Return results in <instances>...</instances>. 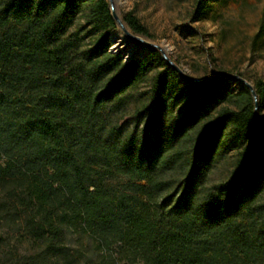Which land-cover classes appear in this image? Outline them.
I'll list each match as a JSON object with an SVG mask.
<instances>
[{"label":"trees","instance_id":"trees-1","mask_svg":"<svg viewBox=\"0 0 264 264\" xmlns=\"http://www.w3.org/2000/svg\"><path fill=\"white\" fill-rule=\"evenodd\" d=\"M121 20L149 35L131 9ZM113 25L107 0H0V241L26 243L0 264H264L248 88L179 79L153 47L123 59ZM252 87L260 114L264 78Z\"/></svg>","mask_w":264,"mask_h":264},{"label":"rangeland","instance_id":"rangeland-1","mask_svg":"<svg viewBox=\"0 0 264 264\" xmlns=\"http://www.w3.org/2000/svg\"><path fill=\"white\" fill-rule=\"evenodd\" d=\"M195 0H110L114 13L131 9L146 26L149 35L132 32L159 45L164 53L189 77H207L215 72L237 74L249 83L264 78V0H210L207 10L198 18H192ZM81 20L77 17L73 25ZM107 35H113L111 51L128 53L152 47L136 40L114 22ZM118 38L116 41L115 39ZM178 74V73H177ZM179 75V74H178ZM240 81L227 79L228 89H234ZM224 85V84H223ZM221 85V86H223ZM138 84V89H144ZM211 102L206 100L205 104ZM211 108L208 110L210 111ZM264 113V106L259 111ZM234 149L230 148L216 158L210 166L206 183L223 178L232 165ZM257 196L264 199V188ZM0 226V231H1ZM84 241H88L83 237ZM26 243L14 245L0 241V252H22Z\"/></svg>","mask_w":264,"mask_h":264},{"label":"water","instance_id":"water-1","mask_svg":"<svg viewBox=\"0 0 264 264\" xmlns=\"http://www.w3.org/2000/svg\"><path fill=\"white\" fill-rule=\"evenodd\" d=\"M107 2H108V5H109V12H110L111 17L113 18L114 22L121 27V29L126 33V35H128V36H130V37H132V38H134L136 40H139V41H141L143 43L149 44L153 48L157 49L160 52V54L162 55L163 59L177 71V73L179 74V79L196 81V80H200V79H206V78H208L210 76H214V75H222V76H225V77H228V78H231V79L236 78L240 82H242L249 90V93H250V95L252 97V102H253V109L252 110H253L254 116L256 118H260V117H262L264 115V114H258L257 113V110H256V96H255L254 89H253L251 83L246 81L243 77H241V76H239L237 74L226 73V72H215V73H212L210 76H207V77H189V76L185 75L182 72V70L164 53L163 49L159 45H157L155 43H152V42H149V41L143 39L142 37H140L139 35H137L135 33H132L131 31L127 30L124 27V25L121 22V20L119 19V17L114 13V11H113V9H112V7L110 5V0H107ZM113 38H114L113 35H108V39L111 42H113ZM108 49L109 50L112 49V46L109 45ZM128 52L129 51H128L127 47H126L124 49V52H122L123 59H128L133 54V52H130V53H128ZM136 54H141V52H138Z\"/></svg>","mask_w":264,"mask_h":264},{"label":"bare ground","instance_id":"bare-ground-1","mask_svg":"<svg viewBox=\"0 0 264 264\" xmlns=\"http://www.w3.org/2000/svg\"><path fill=\"white\" fill-rule=\"evenodd\" d=\"M116 41L118 40V38L115 39Z\"/></svg>","mask_w":264,"mask_h":264}]
</instances>
